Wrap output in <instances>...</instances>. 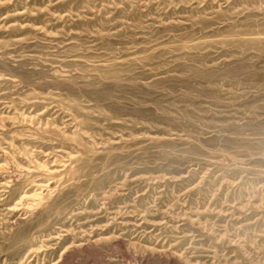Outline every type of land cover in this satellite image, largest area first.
<instances>
[{"label": "rangeland", "instance_id": "374dc122", "mask_svg": "<svg viewBox=\"0 0 264 264\" xmlns=\"http://www.w3.org/2000/svg\"><path fill=\"white\" fill-rule=\"evenodd\" d=\"M0 264H264V0H0Z\"/></svg>", "mask_w": 264, "mask_h": 264}]
</instances>
